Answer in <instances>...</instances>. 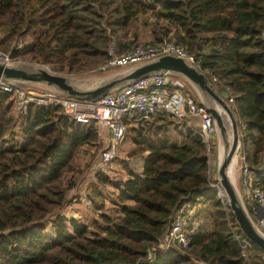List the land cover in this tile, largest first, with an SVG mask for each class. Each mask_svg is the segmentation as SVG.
<instances>
[{"label": "trees", "instance_id": "obj_1", "mask_svg": "<svg viewBox=\"0 0 264 264\" xmlns=\"http://www.w3.org/2000/svg\"><path fill=\"white\" fill-rule=\"evenodd\" d=\"M147 14L148 44L175 41L225 92L241 165L264 191V0H0V50L62 75L88 73L104 65L112 41L119 54L135 47ZM14 38L20 45H10ZM131 123L126 158L113 160L117 174L101 167L92 175L88 201L100 212L88 222L66 209L80 201L72 192L93 158L81 168L77 160L101 145L97 126L58 105L29 104L15 115L12 96L0 91V264H139L186 202L199 222L187 247L155 250L143 264H247L240 244L248 240L211 185L199 125L164 114ZM104 189L112 212L101 211ZM248 251L264 264L263 251L250 242Z\"/></svg>", "mask_w": 264, "mask_h": 264}, {"label": "built area", "instance_id": "obj_2", "mask_svg": "<svg viewBox=\"0 0 264 264\" xmlns=\"http://www.w3.org/2000/svg\"><path fill=\"white\" fill-rule=\"evenodd\" d=\"M113 45L108 49V58L103 68L118 67L126 69L136 66L156 57L174 53L183 57L194 66V58L187 50L175 41L165 39L158 44L139 43L122 53L113 51ZM0 62L7 65L8 57L0 53ZM216 81V78H212ZM186 81L176 75L168 73L152 74L135 80L96 100L75 99L46 85L40 88H30L16 81L0 78V91L7 92L13 98V110L16 114H23L29 104L58 105L63 115L83 124L94 123L97 126L98 139L104 141L105 146L99 151L97 162L106 168L111 161L120 157L119 144L124 137L128 123L141 117L147 119L152 115L166 114L178 120L187 116L197 117L199 134L206 144L207 161L211 185L220 186L213 178L211 152L212 144L216 141L215 124L210 112L196 97L187 92ZM229 102L233 99L229 98ZM146 119V120H147ZM241 159V156H240ZM241 192L247 201L254 200L264 209V191L253 185V176L247 167L241 166ZM197 207L189 202L180 204L174 211L166 230L157 245L151 247L143 264L153 258L155 250L167 249L173 245L186 248L191 233L197 228ZM263 229L264 219L257 221ZM241 257L248 262V242H241Z\"/></svg>", "mask_w": 264, "mask_h": 264}, {"label": "water", "instance_id": "obj_3", "mask_svg": "<svg viewBox=\"0 0 264 264\" xmlns=\"http://www.w3.org/2000/svg\"><path fill=\"white\" fill-rule=\"evenodd\" d=\"M159 73L173 74L183 78L194 88L199 101L210 112L215 124V137L219 151L215 180L224 192L223 197L241 233L248 242L264 252V231L257 224V221L264 219V209L259 205L253 209L256 213L257 221H255L231 175L233 162L237 163L241 156L240 135L235 115L225 99V92L217 90L208 76L196 66L189 64L183 57L168 53L128 67L113 77L101 80L95 86L80 87L75 83V78L53 73L42 66H10L0 62V78L2 79L41 83L68 97L86 100L99 99L135 80ZM146 119L145 116L137 119V124H141ZM227 123L230 125L231 135Z\"/></svg>", "mask_w": 264, "mask_h": 264}, {"label": "rangeland", "instance_id": "obj_4", "mask_svg": "<svg viewBox=\"0 0 264 264\" xmlns=\"http://www.w3.org/2000/svg\"><path fill=\"white\" fill-rule=\"evenodd\" d=\"M151 19H152V17L150 15H148V14L140 16L138 25L135 28V31L137 32L138 38H139L138 39V44L139 43H148V41L150 39H152V35H151L150 31H149L148 24H147L148 21L149 22L151 21ZM18 44L20 45V42L18 41V39L14 38L12 44H10V45L18 46ZM110 45H113V48H114L113 51L116 52L115 51V43H114V41H112L108 45V49L110 48ZM1 52L2 51L0 50V53ZM3 53L4 52H2V54ZM4 54L7 55V57H8L7 65H10V66H19V65L42 66V67L46 68L47 70H49V71H51L53 73L59 74V73L51 70L47 65L40 64V63H37V62H33V61H30V60L22 58V57L12 58V57H9V54L7 52H5ZM120 72H121V69H118V67H113V68L99 67L98 69H95V70H93L91 72H88V73H76V74H70V75H66V76H68L70 78H75L76 79L75 83L78 86H80V87H92V86H95L96 84H98L101 80H103L105 78L113 77V76H115L116 74H118ZM16 82H19V81H16ZM19 83H21L24 86L33 88V89L40 88L43 85L41 83H36V82H19ZM13 113L15 115H18V114L15 113L14 110H13ZM155 116L156 115H152L149 118H152V117H155ZM166 117H168L172 121H177V119H175L174 117H171L169 115H166ZM226 121H228V119H226ZM175 123H173V122L170 123L171 128L173 126H175ZM227 127H228L229 134L231 135V128H230V125L228 123H227ZM126 130H127V128H126ZM126 130H125L124 137L122 138V140H121V142L119 144V151L121 153H120V157H118L117 159L123 158V157L126 158L127 150H129V148L131 146V140H130V146H129V139H130V135L129 134H131V133L129 132L130 130H128L127 132H126ZM171 131L173 133V136L177 137V133H176L175 130H173V128H172ZM240 143H241V141H240ZM104 146H105V142L102 141L100 147L97 150H95L93 147H90L89 148V152L88 153H86V152L82 153L80 158L77 160V162L79 164V167L81 168V167H84V165L87 162L91 161L92 158H93V160L91 161L90 166L88 168H86L84 173L81 175L80 183H79L78 188H75L74 191L72 192V195L74 197H76V199L79 197L80 201H75L74 200V202H72L67 207L66 215L70 216V215L78 214L81 217L85 218L88 222L92 221L94 217H96V218L98 217V213L100 212V210L95 209V207L93 206V203L88 201L89 199H88V194L87 193H92L93 192L92 188L89 187L91 182L93 181L92 180V175L96 171H99V170L102 169L101 165L97 162V159H98L99 151ZM233 166H235V165H233ZM105 167H106L105 168V172L108 173V175H110L111 177H114L117 174V170L119 169V165L116 166L114 161H111ZM82 177H84V178H82ZM232 178H233V181H234V183L236 185V188H238V190H239V192H240V194H241V196L243 198L241 189L239 188V179L235 178L234 171H233V174H232ZM110 191H111L110 189H104V191H103L105 196L102 198V203H104V206H103V210H101V211H108L109 210V211L112 212V209H113L112 205L113 204H112V202L110 201V198H109V195H111V194H107ZM222 193L224 194V192L222 191V189L220 187L219 191H218V195L220 197H222L224 202L226 203V200L223 197ZM243 200H244V198H243ZM248 264H254V263L250 259Z\"/></svg>", "mask_w": 264, "mask_h": 264}, {"label": "crops", "instance_id": "obj_5", "mask_svg": "<svg viewBox=\"0 0 264 264\" xmlns=\"http://www.w3.org/2000/svg\"><path fill=\"white\" fill-rule=\"evenodd\" d=\"M151 38V37H150ZM152 39H150L149 41H151ZM148 41V42H149ZM118 69H121V68H118ZM122 70H124V69H121V71ZM187 84H186V88H187V92H189L190 94H192L194 97H196L197 99H198V97H197V94H196V92H195V90H194V88L188 83V82H186ZM199 100V99H198ZM190 117V119H192L194 122H196L198 125H199V121H198V119H197V117H191V116H189ZM132 122V121H131ZM130 122V124H128L127 125V127H130L131 125H132V123ZM217 144V143H216ZM218 154H219V151L217 150V149H215V150H213L212 152H211V161H212V170H213V178H214V180H215V178H216V167H217V163H218ZM236 165L237 166H235V170H234V176L236 177V178H238L239 179V188L241 189V177H242V175H241V159L239 158V160L237 161V163H236ZM261 168H264V164L261 166ZM216 181V180H215ZM249 205H254L253 206V209L256 207V206H258V204L254 201V200H250L249 201ZM252 215V217L254 218V220L255 221H257V219H256V213L253 211V213L251 214ZM263 231H264V228L262 229Z\"/></svg>", "mask_w": 264, "mask_h": 264}, {"label": "bare ground", "instance_id": "obj_6", "mask_svg": "<svg viewBox=\"0 0 264 264\" xmlns=\"http://www.w3.org/2000/svg\"><path fill=\"white\" fill-rule=\"evenodd\" d=\"M220 150H221V148H220ZM239 160V159H238ZM235 163V164H234ZM233 165H235V166H237L236 165V162H233ZM232 165V167H231V175L233 174V171L235 170V166H233ZM236 178V177H235ZM223 194V193H222Z\"/></svg>", "mask_w": 264, "mask_h": 264}]
</instances>
